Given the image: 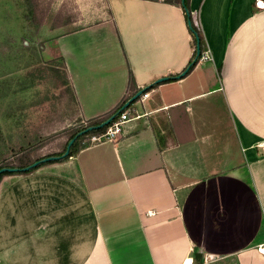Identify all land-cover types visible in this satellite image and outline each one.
<instances>
[{"label":"crops","instance_id":"1","mask_svg":"<svg viewBox=\"0 0 264 264\" xmlns=\"http://www.w3.org/2000/svg\"><path fill=\"white\" fill-rule=\"evenodd\" d=\"M255 1L264 2L189 0L209 59L186 76L194 44L174 3L105 0L101 21L51 43L86 124L134 96L130 76L138 91L159 82L131 103L114 140L17 175L57 178L86 198L96 261L192 264L200 254L264 264V8ZM35 209L22 233L6 236L0 264H57L56 216Z\"/></svg>","mask_w":264,"mask_h":264},{"label":"rangeland","instance_id":"2","mask_svg":"<svg viewBox=\"0 0 264 264\" xmlns=\"http://www.w3.org/2000/svg\"><path fill=\"white\" fill-rule=\"evenodd\" d=\"M106 11L105 0H0V166L17 165L25 150L29 161L58 153L69 136L87 125L78 118L60 61L49 50L56 36L99 22ZM220 117L228 131L229 118L224 112ZM89 135L78 139L79 149L94 145ZM11 176L0 182V249L10 251L6 236L12 230L22 233V219H30L39 207L51 219L56 216L57 264H92L91 259L103 264L95 258L94 216L85 197L57 178ZM192 260L236 264L233 258L200 254Z\"/></svg>","mask_w":264,"mask_h":264},{"label":"trees","instance_id":"3","mask_svg":"<svg viewBox=\"0 0 264 264\" xmlns=\"http://www.w3.org/2000/svg\"><path fill=\"white\" fill-rule=\"evenodd\" d=\"M180 8L182 9L183 12V16H184V20L188 29V32L193 40V44H194V52L192 54V57L190 58V60L188 61V63L185 65V67L182 69L180 75H184L186 76L187 74H189L196 66L197 62H198V58H199V54L201 51V46H202V36L200 33V30L194 25L193 21H192V17H191V12H190V8H189V0H182L179 3ZM60 60V66L62 68V70L64 71V64L62 59ZM53 62V60H51ZM51 70L56 72V65L51 63ZM64 76H65V81L66 84H68V81L66 79V74L64 71ZM177 76H171L168 77L166 79V81H175L177 79ZM159 84V82H155L152 85L145 87L144 89L140 90L141 94L136 98L138 99L140 96H142L145 92H147V90H149L150 88H152L153 86ZM128 89L129 90H133V95H136L139 91L135 89L134 84L132 82V78L131 76L129 77V82H128ZM74 98V97H73ZM126 102V100H122L120 101L113 109H111L110 111H108L107 113L101 115L100 117L94 118L92 120H89L87 125L82 127L80 130L75 131L71 136H69L67 142L65 143L63 149L55 154H52L51 156H43L40 157L39 159H36L34 161H29L28 159L26 160L25 157L26 156V150L20 152V156L18 157V164L17 165H1L0 168H10L13 169L12 171H7L4 172L2 174H0V181L4 176H9V175H25L28 173H31L35 170H37L38 168L44 166V165H49V164H53V163H57V162H63L68 160L70 157L76 155L79 151L78 148V144L77 141L78 139L82 136V135H89V134H102L105 132V130L107 129V127L109 125H111L112 123L116 122V120L118 119V117L120 116V114L126 110L122 109L124 103ZM110 119L109 124L100 127V128H94L97 125H99L100 123H103L104 121ZM90 130H87L88 128H90ZM75 138L74 142L71 144L70 148L68 149L67 155H64L65 151H66V146L68 144V142ZM46 158H50V159H46ZM37 162V165L34 167L29 168L28 170H23V168L31 165L32 163Z\"/></svg>","mask_w":264,"mask_h":264},{"label":"built area","instance_id":"4","mask_svg":"<svg viewBox=\"0 0 264 264\" xmlns=\"http://www.w3.org/2000/svg\"><path fill=\"white\" fill-rule=\"evenodd\" d=\"M148 1H153V2H162V3H174L178 4L182 0H148ZM255 7L258 9H263L264 8V2L262 1H255L254 3ZM208 52L204 49H201L200 54H199V60H208ZM146 93H144L142 96H145ZM131 104L124 110L116 122L112 123L107 127L104 133L102 134H90L89 135V141L92 142L93 144H99V143H104L107 141H112L115 139L117 133L120 132L121 128L123 125L129 121V115L131 113Z\"/></svg>","mask_w":264,"mask_h":264},{"label":"water","instance_id":"5","mask_svg":"<svg viewBox=\"0 0 264 264\" xmlns=\"http://www.w3.org/2000/svg\"><path fill=\"white\" fill-rule=\"evenodd\" d=\"M182 75H183V74H182ZM140 94H141V91H139L136 95L130 97V98L124 103L122 109L127 108L132 102L135 101V99H136ZM109 122H110V119L104 121L103 123H100L99 125H97V126L94 127V128H100V127H103V126L109 124ZM90 129H91V127L88 128L87 130H90ZM74 140H75V138L71 139V140L68 142V144H67V146H66V151H65L64 155H67L68 149L70 148V146H71V144L74 142ZM46 159L48 160V159H50V158H46ZM36 165H37V162H34V163H32L31 165H29V166L23 168V170H28L29 168L34 167V166H36ZM12 170H13V169L3 167V168H0V174H2V173H4V172H7V171H12Z\"/></svg>","mask_w":264,"mask_h":264},{"label":"bare ground","instance_id":"6","mask_svg":"<svg viewBox=\"0 0 264 264\" xmlns=\"http://www.w3.org/2000/svg\"><path fill=\"white\" fill-rule=\"evenodd\" d=\"M260 252L264 253V247L261 248ZM184 264H191V258H188Z\"/></svg>","mask_w":264,"mask_h":264}]
</instances>
